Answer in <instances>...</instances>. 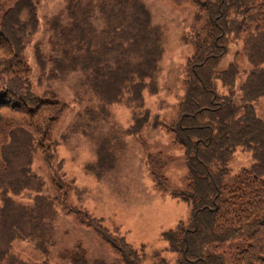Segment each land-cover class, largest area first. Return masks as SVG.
I'll use <instances>...</instances> for the list:
<instances>
[{"label":"trees","instance_id":"1","mask_svg":"<svg viewBox=\"0 0 264 264\" xmlns=\"http://www.w3.org/2000/svg\"><path fill=\"white\" fill-rule=\"evenodd\" d=\"M42 0H0V264H28L12 249L30 243L49 264L54 247L56 204L63 203L73 180H66L57 149L72 136H91L102 124H113L112 107L130 111L129 128L114 124L95 151L85 172L103 180L116 165L117 145L126 136L140 137L147 125H163L145 105V93H158L157 76L164 50L161 30L152 24L143 0H104L96 6L66 0L65 10L52 17L49 54L35 47V58L47 82L77 75L75 101L88 105L55 138L54 127L67 109L53 91H33L25 51L37 33ZM196 7L194 54L188 60L185 94L178 118L164 125L183 150L186 186L170 194L192 208L191 218L164 232L163 253L146 264H264V120L254 104L264 97V0H188ZM235 47L232 60L221 67ZM250 69L237 85V59ZM83 95V96H82ZM236 151L253 160L230 174ZM40 153L51 173V192L33 169ZM156 187L167 190L163 177ZM80 224L99 232L124 264H143V250L104 228L100 220L69 208ZM63 264H115L88 260L76 245L57 255ZM145 264V263H144Z\"/></svg>","mask_w":264,"mask_h":264},{"label":"rangeland","instance_id":"2","mask_svg":"<svg viewBox=\"0 0 264 264\" xmlns=\"http://www.w3.org/2000/svg\"><path fill=\"white\" fill-rule=\"evenodd\" d=\"M93 6L104 0H84ZM150 11L152 24L163 35L164 53L159 63L157 76L158 93H145V105L152 116H157L163 125L156 128L147 125L140 137L126 136L117 145L116 165L103 180L97 181L85 172V166L95 160V151L106 136L112 132L113 124L121 130L129 128L130 111L116 104L112 107L113 124H102L89 137L72 136L66 144L57 149L56 159L62 161V173L66 180H73L63 203L56 204L54 225V247L47 257L49 264H63L57 257L65 250L80 244L87 252L90 262L102 259L115 264H124L104 237L90 226L80 224L78 215L67 212L72 208L100 220L104 228L112 234L121 236L136 250H143L150 261L152 254L163 253L172 261L173 256L162 252L166 243L162 234L174 230L179 222H187L192 208L185 202L171 196L170 191L182 190L186 186L187 170L183 150L174 144L173 134L164 125L178 118V107L184 98L186 66L194 54L192 42L196 32L203 35L204 22H195L196 7L188 0H143ZM66 0H42L38 6L39 27L30 39L25 57L30 68V81L33 91L41 95L53 91L67 104V109L56 123L53 131L55 138L60 137L74 122L75 116L88 105L85 99L76 102L77 75H71L62 82H47L41 75L35 58V47L39 45L42 53L49 54L48 21L61 14ZM231 46L229 55L221 67L232 60ZM240 74L237 85L241 84L250 69L244 56L237 59ZM83 96V95H82ZM256 115L264 120V97L254 104ZM253 160L249 154L236 151L228 163L230 174H237L247 168ZM33 169L42 176L46 188L51 192V173L43 157L37 153L33 159ZM158 176L163 177L167 190L156 187ZM14 252L28 264H40L44 259L30 243L15 242Z\"/></svg>","mask_w":264,"mask_h":264}]
</instances>
